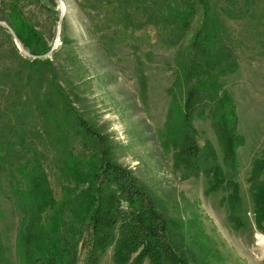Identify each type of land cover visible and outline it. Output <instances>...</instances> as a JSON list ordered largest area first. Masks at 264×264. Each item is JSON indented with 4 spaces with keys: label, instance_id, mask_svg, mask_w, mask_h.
Wrapping results in <instances>:
<instances>
[{
    "label": "rangeland",
    "instance_id": "rangeland-1",
    "mask_svg": "<svg viewBox=\"0 0 264 264\" xmlns=\"http://www.w3.org/2000/svg\"><path fill=\"white\" fill-rule=\"evenodd\" d=\"M55 1L58 19L60 15L56 22L40 8L31 7L27 12L30 22L46 39L53 35L50 41L53 50L44 57L56 66V79L75 101L80 116L105 136L110 158L129 168L152 194L167 221L170 243L176 253L191 264H264V226L262 230L255 227L248 187L252 160L264 148V0H207L206 7L208 16L213 12L223 28L219 43L229 54L226 62L235 65L233 70L228 67L218 81L233 100L237 131L242 138L236 149L234 176L242 201L239 228L232 227L226 203L221 200L227 190L218 187L205 194L211 180L206 171L184 176L173 154L181 137L171 140L165 133L175 124L169 118L170 96L177 95L178 103L180 98L174 86L177 54L204 25L202 10L196 9L182 44H176L172 28L162 29L134 13L127 14V20L121 23L94 31L73 0ZM0 26L11 35L4 22ZM61 37L64 42L59 41ZM12 44L21 58H33L13 37ZM9 46L0 33V51ZM1 53L0 68L18 61L13 53ZM199 111L194 108L190 117L194 139L201 148L211 145L215 163L225 171L208 106L200 114ZM37 112L31 109L34 118L38 117ZM27 138L28 134H24L25 145ZM44 138L46 145L40 144L42 136L40 141L35 140L38 150L35 155L30 146L24 151L25 145L17 141L18 148H13L9 157L11 164L0 165V264H27L17 251L22 210L11 191L15 185L25 186L21 168L28 170L31 158L32 161L38 158L54 199L60 198L66 184L74 187L60 168L63 159L62 170L68 169L64 164L66 156L63 158L62 152ZM71 145L72 156L78 159L95 155L80 142ZM210 163L208 158L205 167ZM7 169L12 170V175H8ZM50 212H44L43 216ZM70 222L75 228L65 229V250L80 264L83 250L75 217ZM99 264H117L112 260V246L106 248ZM141 264L148 262L143 260Z\"/></svg>",
    "mask_w": 264,
    "mask_h": 264
},
{
    "label": "trees",
    "instance_id": "trees-1",
    "mask_svg": "<svg viewBox=\"0 0 264 264\" xmlns=\"http://www.w3.org/2000/svg\"><path fill=\"white\" fill-rule=\"evenodd\" d=\"M73 1L86 15L87 23L94 31L121 23L127 20V14L134 13L162 29L172 28L176 44H182L196 9L202 10L204 25L177 54L174 86L180 98L178 103L177 95L170 96L169 118L175 124L165 133L171 140L181 137L173 154L184 176L206 171L211 180L205 194L218 187L227 190L221 200L226 203L227 218L232 227L239 228L238 213L242 210V201L234 176L236 149L242 144V138L237 131L233 100L218 81L228 67L233 70L235 65L226 62L229 54L219 43L223 28L213 12L208 16L207 0ZM55 6V0L0 1V22L7 25L12 35L0 26V33L10 44V48L0 53H13L18 58L16 64L0 68V165L11 164L9 157L12 149L18 148L17 141L21 140L20 144L25 145L24 134H28L24 151L30 146L32 155L38 153L35 140L40 141L42 136L40 144L44 142L46 145V137L62 152L63 158L66 156L64 164L68 169L62 170L63 159L60 168L74 184V187L66 184L57 200L53 198L38 158L33 161L31 158L28 170L21 168L25 186L22 188L18 184L11 188L22 210L17 243L19 257L26 259L27 264H76L65 250L63 236L65 229L75 228L70 222L75 217L83 250L80 264H99L109 246H112V260L117 264H141L143 260L148 264H191L172 247L167 221L152 194L129 168L110 158V145L105 136L80 116L75 101L62 90L56 79V66L51 59L44 57L53 50L50 44L53 35L46 39L30 22L27 12L31 7L40 8L52 15L56 22L58 12ZM213 8L215 11V3ZM59 22L61 24L62 19ZM12 37L33 58H21L12 44ZM59 41L64 42V38ZM205 106H208L225 171L215 163L211 145L205 144L201 148L194 139L191 113L194 108H199L200 114ZM31 109L38 110L37 118L31 115ZM75 141L84 149L94 151L95 155L85 159L72 156L71 144ZM208 158L211 163L205 167ZM7 173L12 175V170L7 169ZM248 183L253 221L255 227L262 230L264 148L260 156L252 160ZM48 210L51 212L43 216ZM60 225L65 226L64 229Z\"/></svg>",
    "mask_w": 264,
    "mask_h": 264
},
{
    "label": "water",
    "instance_id": "water-1",
    "mask_svg": "<svg viewBox=\"0 0 264 264\" xmlns=\"http://www.w3.org/2000/svg\"><path fill=\"white\" fill-rule=\"evenodd\" d=\"M59 19H60V15H59ZM59 19H58V20H59ZM1 25L5 26V25H4V24H2V23H1ZM51 49H52V48H51Z\"/></svg>",
    "mask_w": 264,
    "mask_h": 264
}]
</instances>
